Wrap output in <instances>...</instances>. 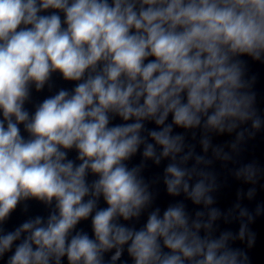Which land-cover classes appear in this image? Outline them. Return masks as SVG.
I'll list each match as a JSON object with an SVG mask.
<instances>
[{
    "label": "clouds",
    "instance_id": "1",
    "mask_svg": "<svg viewBox=\"0 0 264 264\" xmlns=\"http://www.w3.org/2000/svg\"><path fill=\"white\" fill-rule=\"evenodd\" d=\"M244 57L264 62V0H0V261L118 264L126 253L130 264H248L232 242L254 243L253 216L237 204L238 234L213 235L215 176L200 167L211 161L174 131L202 130L207 153L210 133L250 122L237 150L264 126ZM56 73L74 87L29 111ZM165 159L167 193L207 213L192 218L182 202L148 211L145 162ZM258 171L249 163L235 175L254 184ZM32 200L48 215L6 231ZM89 220L91 235L78 229Z\"/></svg>",
    "mask_w": 264,
    "mask_h": 264
}]
</instances>
